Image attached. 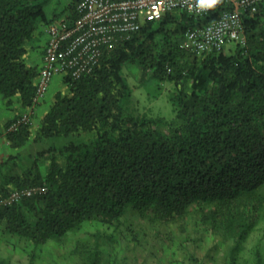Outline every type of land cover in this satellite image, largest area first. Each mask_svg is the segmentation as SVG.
<instances>
[{
	"label": "trees",
	"instance_id": "obj_1",
	"mask_svg": "<svg viewBox=\"0 0 264 264\" xmlns=\"http://www.w3.org/2000/svg\"><path fill=\"white\" fill-rule=\"evenodd\" d=\"M47 1L0 0V95L17 98L23 109L33 103L39 70L28 64L27 46L38 22H51ZM79 1H70L66 18L77 16ZM232 7L220 1L201 15L172 10L147 18L104 49L90 71L60 75L64 88L36 129L30 122L8 130L19 114L0 122L11 149L40 145L0 160V199L17 188L46 186L44 193L0 204V232L31 246L26 264H36L37 249L84 222L117 229L130 211L158 223L190 214L230 239L226 264H244L242 244L264 218V0L241 9L245 46L207 53L180 46L187 29ZM128 63L141 79L148 74L172 85L171 118L125 110L132 95L123 74ZM82 133L89 136L55 143ZM93 236L76 241L67 264H103L101 234ZM249 264H264L262 253Z\"/></svg>",
	"mask_w": 264,
	"mask_h": 264
},
{
	"label": "rangeland",
	"instance_id": "obj_2",
	"mask_svg": "<svg viewBox=\"0 0 264 264\" xmlns=\"http://www.w3.org/2000/svg\"><path fill=\"white\" fill-rule=\"evenodd\" d=\"M71 0H48L44 9L51 15L52 21L66 17L67 6ZM55 18V19H53ZM40 22H38L39 24ZM236 45L230 41L224 45V51L230 52ZM123 74L132 88L131 98L124 104L125 110L134 115L163 116L171 118L174 115L169 92L172 85L168 82H158L146 74L141 79V71L134 64H125ZM46 97L40 108L48 109L53 95L62 90L64 84L57 75L50 82ZM0 95V99L2 100ZM4 108L0 101V111ZM38 115L33 121V129L39 124ZM89 134L68 136L55 139L61 143L69 139H86ZM45 143V142H44ZM40 145L27 143L11 152L27 153ZM10 150V149H9ZM124 223L115 229L97 221H87L75 232L61 240H53L37 249L36 264H67L70 262L69 251L77 240H93V235L100 233V243L103 250V264H226L227 245L230 239L223 237L207 228L200 222L195 223L192 215L184 217L183 221L156 222L140 217L136 212H127ZM31 246L22 240L8 237L0 232V260L3 264H26ZM256 251L264 256V218L250 232L242 244L239 261L249 264Z\"/></svg>",
	"mask_w": 264,
	"mask_h": 264
},
{
	"label": "built area",
	"instance_id": "obj_3",
	"mask_svg": "<svg viewBox=\"0 0 264 264\" xmlns=\"http://www.w3.org/2000/svg\"><path fill=\"white\" fill-rule=\"evenodd\" d=\"M220 1L230 2L233 7L222 11L217 19L189 28L183 34L180 46L192 47L199 53L218 50L230 41L245 46L241 9L251 7L254 10L260 0H215L214 3L213 0H80L74 19L63 17L46 25L47 38L33 103L13 119L8 130L31 122L35 106L44 98L55 76L70 73L79 77L90 71L104 49H110L117 41L128 38L145 19L158 20L163 13L172 10L201 15ZM45 191L46 186L43 185L17 188L1 198L0 204Z\"/></svg>",
	"mask_w": 264,
	"mask_h": 264
},
{
	"label": "crops",
	"instance_id": "obj_4",
	"mask_svg": "<svg viewBox=\"0 0 264 264\" xmlns=\"http://www.w3.org/2000/svg\"><path fill=\"white\" fill-rule=\"evenodd\" d=\"M52 17H51V20H52ZM46 25L47 23H43V22H40L38 24V27L35 32V38L27 46L28 51L26 53V60L28 64L30 65H36L39 67L42 62L43 47H44V44L47 38V34L45 31ZM45 97H46V93H45L44 98L35 106L33 110V114L31 116L32 123L38 115L42 116L43 113L47 110V109L45 110L43 108H40L42 105L41 103L42 101H44ZM0 101H2V104L4 106V108L2 109L3 111H0V122L2 124L14 118L16 115L20 114L23 110H25L21 107L19 101L15 97L12 98V100L10 101H8L5 98H2V100L0 99ZM10 153L12 152H11V148L7 144V141L4 139V137H0V160L5 158Z\"/></svg>",
	"mask_w": 264,
	"mask_h": 264
},
{
	"label": "clouds",
	"instance_id": "obj_5",
	"mask_svg": "<svg viewBox=\"0 0 264 264\" xmlns=\"http://www.w3.org/2000/svg\"><path fill=\"white\" fill-rule=\"evenodd\" d=\"M215 2V0H213V3ZM209 6H211V4H208Z\"/></svg>",
	"mask_w": 264,
	"mask_h": 264
}]
</instances>
